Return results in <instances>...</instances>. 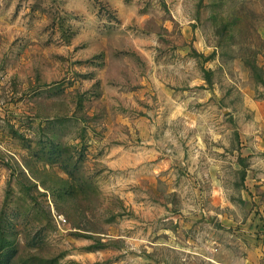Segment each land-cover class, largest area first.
<instances>
[{
    "label": "rangeland",
    "instance_id": "obj_1",
    "mask_svg": "<svg viewBox=\"0 0 264 264\" xmlns=\"http://www.w3.org/2000/svg\"><path fill=\"white\" fill-rule=\"evenodd\" d=\"M0 264H264V0H0Z\"/></svg>",
    "mask_w": 264,
    "mask_h": 264
},
{
    "label": "trees",
    "instance_id": "obj_2",
    "mask_svg": "<svg viewBox=\"0 0 264 264\" xmlns=\"http://www.w3.org/2000/svg\"><path fill=\"white\" fill-rule=\"evenodd\" d=\"M7 249H12V248H7Z\"/></svg>",
    "mask_w": 264,
    "mask_h": 264
}]
</instances>
